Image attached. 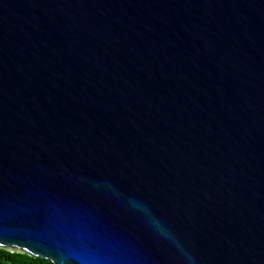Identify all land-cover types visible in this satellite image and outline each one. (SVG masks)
<instances>
[{
  "label": "water",
  "instance_id": "1",
  "mask_svg": "<svg viewBox=\"0 0 264 264\" xmlns=\"http://www.w3.org/2000/svg\"><path fill=\"white\" fill-rule=\"evenodd\" d=\"M144 205L264 264V0H0V249L186 264Z\"/></svg>",
  "mask_w": 264,
  "mask_h": 264
},
{
  "label": "clouds",
  "instance_id": "2",
  "mask_svg": "<svg viewBox=\"0 0 264 264\" xmlns=\"http://www.w3.org/2000/svg\"><path fill=\"white\" fill-rule=\"evenodd\" d=\"M140 210L146 215L147 223L154 230V233L164 240H168L177 251L181 253L186 258V264H195L193 257L184 251L182 245L178 241L175 233L167 226L162 224L159 220L151 216L150 210L146 205L139 206ZM107 264H136V259L134 257H112L107 261Z\"/></svg>",
  "mask_w": 264,
  "mask_h": 264
},
{
  "label": "trees",
  "instance_id": "3",
  "mask_svg": "<svg viewBox=\"0 0 264 264\" xmlns=\"http://www.w3.org/2000/svg\"><path fill=\"white\" fill-rule=\"evenodd\" d=\"M0 264H52L44 259L34 258L26 254L9 253L0 249Z\"/></svg>",
  "mask_w": 264,
  "mask_h": 264
},
{
  "label": "snow or ice",
  "instance_id": "4",
  "mask_svg": "<svg viewBox=\"0 0 264 264\" xmlns=\"http://www.w3.org/2000/svg\"><path fill=\"white\" fill-rule=\"evenodd\" d=\"M4 239V237L2 236V235H0V240H3ZM7 242V241H6Z\"/></svg>",
  "mask_w": 264,
  "mask_h": 264
}]
</instances>
